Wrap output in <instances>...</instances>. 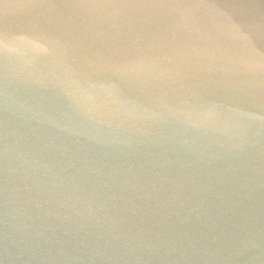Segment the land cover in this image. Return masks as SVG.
Segmentation results:
<instances>
[{"label": "water", "instance_id": "water-1", "mask_svg": "<svg viewBox=\"0 0 264 264\" xmlns=\"http://www.w3.org/2000/svg\"><path fill=\"white\" fill-rule=\"evenodd\" d=\"M0 264H264V0H0Z\"/></svg>", "mask_w": 264, "mask_h": 264}]
</instances>
